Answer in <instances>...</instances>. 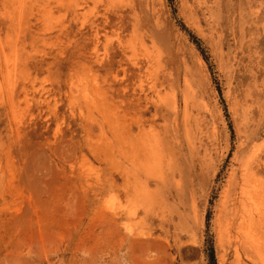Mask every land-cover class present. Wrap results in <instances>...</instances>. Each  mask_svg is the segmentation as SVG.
<instances>
[{
  "label": "rangeland",
  "instance_id": "1",
  "mask_svg": "<svg viewBox=\"0 0 264 264\" xmlns=\"http://www.w3.org/2000/svg\"><path fill=\"white\" fill-rule=\"evenodd\" d=\"M0 264H264V0H0Z\"/></svg>",
  "mask_w": 264,
  "mask_h": 264
},
{
  "label": "bare ground",
  "instance_id": "2",
  "mask_svg": "<svg viewBox=\"0 0 264 264\" xmlns=\"http://www.w3.org/2000/svg\"><path fill=\"white\" fill-rule=\"evenodd\" d=\"M136 262H139V260L136 259Z\"/></svg>",
  "mask_w": 264,
  "mask_h": 264
}]
</instances>
